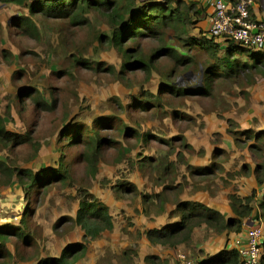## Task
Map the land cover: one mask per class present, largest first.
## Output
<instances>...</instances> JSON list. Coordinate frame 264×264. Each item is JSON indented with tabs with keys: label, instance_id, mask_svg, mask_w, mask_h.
<instances>
[{
	"label": "rangeland",
	"instance_id": "rangeland-1",
	"mask_svg": "<svg viewBox=\"0 0 264 264\" xmlns=\"http://www.w3.org/2000/svg\"><path fill=\"white\" fill-rule=\"evenodd\" d=\"M27 5L0 3V116L7 131L28 139L0 145V163L34 173L58 170L67 179L28 189L16 178L7 185L0 172V225H13L30 240L8 235L0 245V264H37L76 243L86 245L78 264H125L121 256L129 249L134 253L127 264H141L146 252L156 255L143 264H179L182 258L197 262L219 239L243 238V232L202 224L174 248H149L140 241L146 227L161 226L167 218L179 221L176 206L184 199L210 205L225 220L229 213L235 218L231 195L253 194L257 200L260 193L258 201L264 200V78L250 70L218 75L203 91L202 72L214 58L197 47L186 52L185 67L160 58L150 73L125 69L122 55L98 42L109 35L102 17L88 13L87 24L73 26L67 19L30 15ZM14 18L31 21L35 36H27L20 24L14 27ZM192 19L191 37H208L206 14ZM137 41L146 59L161 46L155 39ZM34 90L48 106L27 94ZM183 90L188 92L179 93ZM68 126L81 127L83 138L74 143L71 134L63 136ZM87 131L103 140L92 155L83 143ZM84 197L115 200L109 213L126 228L135 222L137 231L128 238L110 232L94 241L84 238L74 223ZM253 206L264 211L257 202ZM134 210L139 218L133 222L125 212ZM256 223L264 227V218ZM261 259L264 264V247Z\"/></svg>",
	"mask_w": 264,
	"mask_h": 264
},
{
	"label": "trees",
	"instance_id": "trees-1",
	"mask_svg": "<svg viewBox=\"0 0 264 264\" xmlns=\"http://www.w3.org/2000/svg\"><path fill=\"white\" fill-rule=\"evenodd\" d=\"M0 3L19 6H25L28 3L30 15L42 14L53 19H67L73 26L87 24L85 16L88 13L102 17L109 29V35L98 37V42L106 41L111 48L121 54L125 61L123 66L125 69H139L144 73H150L154 63L160 58H170L179 67H185L189 64V59L185 56L186 52L190 47H197L208 52L214 58V61L203 69L202 77L206 81L203 91L209 88L212 79L218 75L230 78L250 70L264 78L263 49L243 47L231 40L216 38L208 32L206 33L208 37L203 34L204 39L191 37V32L196 24V19L192 18L200 17L204 10H200L196 8V4L184 0H0ZM14 24H17L14 27L20 24L27 36H35L37 30L28 19L16 21L14 18ZM139 39H155L161 43V46L146 59L140 47L136 45ZM168 40L171 43H168ZM217 40L225 42V45L220 47ZM173 42L178 45H173ZM185 48L187 49L184 50ZM218 52H223V55L218 56ZM240 56L247 57L248 62L241 61ZM98 67L100 66L97 65V69ZM203 91L199 89L198 93L204 94ZM26 92L24 91L23 94ZM27 94H35L31 96L35 102H41L48 106L43 99L39 98V95H36L35 90L28 91ZM63 132L65 137L71 134L69 138L74 143L81 140V137L83 138L81 127L68 126ZM85 134L83 143L87 148L86 152L92 155V151L99 149L103 140L97 138V133L90 135L91 133L87 131ZM27 140V138L7 131L6 121L3 116H0V145L3 148L13 147L14 144H23ZM90 158L91 156H86L89 162ZM0 172L7 185L13 178H16L19 185H27L28 189L47 186L56 179L62 182L67 179L65 173L58 170L45 169L34 173L30 170L13 169L2 163H0ZM132 192H136L135 189L129 191V193ZM83 194L85 197L88 196V193ZM85 197L79 203L74 223L83 231L84 238L94 241L102 233L113 230L112 216L104 203L93 197L90 200ZM252 203L253 194L243 198L231 195L229 204L235 218L225 220L217 212L207 209L203 205L183 201L176 206L178 210H181L179 221L160 230H147L144 235L152 245L174 248L189 240L194 228L202 224L220 232L240 233L251 218ZM16 229L13 225H0V245L5 243L10 234H14L26 244L30 243L29 237L22 230L17 229L16 231ZM85 252V243L68 245L57 258L41 259L37 264H78L84 258ZM131 253H134V250L129 249L122 254L121 258L125 264L128 263V255ZM152 259L154 257L147 256L145 261L149 262ZM201 264H240V257L236 250H224Z\"/></svg>",
	"mask_w": 264,
	"mask_h": 264
},
{
	"label": "built area",
	"instance_id": "built-area-1",
	"mask_svg": "<svg viewBox=\"0 0 264 264\" xmlns=\"http://www.w3.org/2000/svg\"><path fill=\"white\" fill-rule=\"evenodd\" d=\"M257 11H264V0H213L212 13L208 17V33L243 47L262 50L264 17H258ZM243 235V238L234 241L240 264H261L264 227L253 224L247 227ZM179 264L199 263L182 258Z\"/></svg>",
	"mask_w": 264,
	"mask_h": 264
},
{
	"label": "crops",
	"instance_id": "crops-1",
	"mask_svg": "<svg viewBox=\"0 0 264 264\" xmlns=\"http://www.w3.org/2000/svg\"><path fill=\"white\" fill-rule=\"evenodd\" d=\"M141 1H152V0H141ZM153 1H156V0H153ZM185 1V0H184ZM187 2H190V1H187ZM191 3H194V4H196V6H197V8L198 9H200V10H204V14H206V24L208 25V17L210 16V14L212 13V3H213V0H196V1H194V2H191ZM257 16L258 17H264V11L263 12H261V11H257ZM264 50V49H263ZM252 190V189H251ZM253 191V190H252ZM251 191V192H252ZM107 195V194H106ZM259 195H260V193H255V197H257V200L255 199V200H253V203H252V206L254 205V202H257V203H259V206H261V209L262 210H264V206H263V204H264V200L263 201H261V202H259L258 200H260V199H258L259 198ZM107 196H109V195H107ZM246 196H249L248 194L247 195H244V197H246ZM204 197V196H203ZM241 197H243V196H241ZM254 197V198H255ZM205 198H207V197H205ZM188 200V199H187ZM184 201L185 202H189L190 200H188V201H186L185 199H184ZM113 202H115V200H113V199H111L110 197H107L105 200H104V204L108 207H112V203ZM194 202H199L198 204H200V205H203V203L200 201V200H198V199H195L194 200ZM120 203L121 202H118V206H120ZM213 205V204H212ZM258 205V204H257ZM204 206V205H203ZM229 206H230V204H229ZM262 206H263V208H262ZM210 205H206V208H208V209H210ZM139 209H140V207H138ZM260 208V207H259ZM123 210V209H122ZM231 210V209H230ZM254 206H253V211H252V214L254 213ZM110 211V210H109ZM256 211V216H254V218L252 219V220H248L247 222H246V224L244 225V229H242V231L241 232H243V234H244V230H246L247 229V227H249V226H252L253 224H256V222L258 221V219H261V217H263L264 218V211H261V210H259L258 208L255 210ZM257 211H258V213H257ZM220 212V211H219ZM165 213V210H164V212H162V213H160V214H164ZM221 213V212H220ZM231 213H233L232 212V210H231ZM111 214V213H110ZM132 214V215H131ZM230 213H229V216H225L226 218H229L230 219ZM112 216V222H113V230L110 232V233H112L111 235H113V236H115L114 234H117V235H119V236H121L122 238H128V236L129 235H131L132 236V232H136L137 230H136V223L134 222V219H138L139 217L136 215V211L134 210V211H128V212H125V216L126 217H129V216H133V222H134V227H132V228H126V224H125V221H121L119 224H117V222H118V220H119V218L118 217H114V215L112 214L111 215ZM252 216V215H251ZM177 218V217H176ZM144 219V218H143ZM163 221L164 222H162V225L161 226H156V227H154V226H152V227H150V228H148V227H146L147 229L146 230H154V229H157V230H160V229H162V228H164V227H166V226H168V225H172V224H174L175 222H177L178 221V219H169L168 220V218L167 219H163ZM246 226V227H245ZM138 230H140V229H138ZM240 232V233H241ZM144 233V232H143ZM142 233V236H141V240L140 241H142V245L143 246H149V248H153V247H155V246H153L152 244H150L149 242H148V240L146 239V237H145V235ZM84 234V233H83ZM231 234V233H230ZM235 234H239V233H235ZM232 235V234H231ZM234 236V235H233ZM231 237L232 236H229V239H231ZM237 239V238H236ZM236 239H234V237L232 238V240H229L227 243H225V239H219V245H218V247H216V248H214V249H212V248H210L209 246H206V254L205 255H201L202 257H200L199 259H197V263H199V264H201V263H203V262H205V261H207V260H210V259H212V258H214L215 256H217V254H219L220 252H222V251H229V250H235V248H234V241L236 240ZM123 241H125L124 239H122ZM151 245V246H150ZM157 247V246H156ZM262 247H264V240H263V246ZM153 255H156V254H154V253H150V252H146L144 255H143V260L141 261V264H143L144 263V260H145V258L147 257V256H153Z\"/></svg>",
	"mask_w": 264,
	"mask_h": 264
},
{
	"label": "bare ground",
	"instance_id": "bare-ground-1",
	"mask_svg": "<svg viewBox=\"0 0 264 264\" xmlns=\"http://www.w3.org/2000/svg\"><path fill=\"white\" fill-rule=\"evenodd\" d=\"M86 65V64H85ZM15 92V91H14ZM47 98V97H46ZM14 103V102H13ZM50 104V103H49ZM29 105V104H28ZM33 106V105H32ZM20 108V107H19ZM30 108V107H29ZM36 108V107H35ZM21 109V108H20Z\"/></svg>",
	"mask_w": 264,
	"mask_h": 264
}]
</instances>
